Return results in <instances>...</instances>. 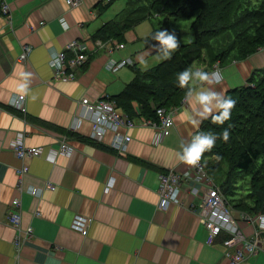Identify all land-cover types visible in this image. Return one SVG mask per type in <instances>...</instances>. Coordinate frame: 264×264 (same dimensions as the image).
Masks as SVG:
<instances>
[{
	"label": "crops",
	"instance_id": "1",
	"mask_svg": "<svg viewBox=\"0 0 264 264\" xmlns=\"http://www.w3.org/2000/svg\"><path fill=\"white\" fill-rule=\"evenodd\" d=\"M7 1L12 25L0 17V264H229L225 234L212 238L205 225V185L184 179L179 201L160 191L162 173L188 169L176 153L206 120L197 127L181 119L185 112L194 114L195 101L180 105L170 133L159 143L158 130L151 126L122 127L119 131L132 137L126 149L113 146L114 130L93 139L89 118L75 126L84 112L83 97H117L134 79L135 66L144 71L161 61H152L162 51L153 39L159 17L136 23L122 42L112 39L124 47L108 50L99 46L98 31L118 19L127 0L120 9L114 8L119 0L107 8L103 6L111 0L77 5L67 0ZM74 40L88 43L91 58L77 79L54 80L52 53ZM26 46L31 51L19 60ZM128 58L132 64L109 68L111 60ZM196 69L218 72L221 84L200 83L216 91L223 88L226 95L264 69V48L244 59L204 60ZM22 84L27 86L23 90ZM20 95L26 97L25 111L12 104ZM130 109L138 113L139 103L131 102ZM18 133L25 134L27 146H44L43 154L19 158L12 149ZM63 142L73 147L71 153H57ZM15 198L21 201V228L7 218ZM232 214L246 234L255 232L240 212ZM78 215L87 223L78 222ZM29 226L33 234L27 237L23 231ZM241 264H264V253Z\"/></svg>",
	"mask_w": 264,
	"mask_h": 264
},
{
	"label": "trees",
	"instance_id": "2",
	"mask_svg": "<svg viewBox=\"0 0 264 264\" xmlns=\"http://www.w3.org/2000/svg\"><path fill=\"white\" fill-rule=\"evenodd\" d=\"M245 1L127 0L128 5L118 19L106 22L98 31L97 35L103 43H111L116 47L120 42H113L112 39L122 42L127 29L142 20L155 17L161 20L157 31L168 30L170 33L171 20L191 21L193 37L188 41L177 38L180 46L173 51L171 58H164L144 71L135 66L134 79L127 83L122 93L112 97L119 109L133 118L157 119V108L177 110L186 100L188 87H194L191 82L184 88L179 86L177 77L180 72L192 69L196 63L204 60L210 64L225 62L230 59L232 51L239 55L236 59H244L264 48V0L257 7L244 10L242 2ZM253 19L257 20V24L251 21ZM90 58L89 50L88 61ZM226 96L236 101L231 118L218 124L210 117L203 122L200 131L217 136L214 147L201 158L214 182L215 177L223 175L225 164H229V170L250 171L258 160L262 158L264 161V69L254 72L246 84L231 89ZM133 101L140 105L138 113L130 109ZM224 129L229 131L227 141L222 138ZM205 157L213 159L206 161ZM258 172L259 175L253 179L251 192L255 197V205L259 206L248 209L254 214L264 207V163ZM228 173L230 175L231 172ZM225 182L227 185L228 181Z\"/></svg>",
	"mask_w": 264,
	"mask_h": 264
},
{
	"label": "built area",
	"instance_id": "3",
	"mask_svg": "<svg viewBox=\"0 0 264 264\" xmlns=\"http://www.w3.org/2000/svg\"><path fill=\"white\" fill-rule=\"evenodd\" d=\"M71 5H77L82 0H67ZM11 4L7 0H0V17L7 19V23L12 25L11 19ZM100 47L105 46L108 50H113L115 47L111 43H103L98 41ZM118 47H124L125 44L119 43ZM90 46L85 41L74 40L66 46V49L54 51L50 59V65L54 70V80L69 81L75 80L78 77V72L84 68V65L89 58ZM31 51L30 46H26L24 51L18 57L19 60H25ZM131 59H122L121 61L111 60L109 68L114 71L122 66L132 64ZM25 95L14 97L12 104L20 108L22 111L26 110ZM185 101V100H184ZM84 112L78 116L76 120L77 128L80 127L83 119L89 118L93 122L92 138L100 140L108 130H114L115 136L113 139V146L118 149H126L132 137L130 134L121 133L119 130L122 127L132 128L138 125H146L154 127L158 130L156 142H161L164 136H167L172 126L174 125V116L176 108H157V119H150L145 117H130L119 109L118 103L115 99L109 96H104L99 99H91L85 96L80 101ZM172 120L169 125L168 121ZM12 149L15 154L22 159H28L43 154L44 146H27L25 143V134L18 133L17 137L12 143ZM73 147L63 142L57 149V153H71ZM28 166H24L23 171L28 170ZM192 179L195 182L202 183L207 188V194L203 201L202 212L204 214V221L212 238L221 234H226L224 238L225 257L229 264H241L249 257L255 256L259 253H264V229H256L252 235H247L237 220L233 217L232 207L229 205L224 193L215 184L211 178L205 162L200 160L197 165H188V169L184 171L170 170L160 175V191L166 197L179 201V194L183 180ZM52 189L55 186L50 185ZM32 194L39 195V191L33 189ZM21 201L15 198L12 201L11 209L8 213V219L12 225L17 228L22 226V214L20 211ZM244 215V214H243ZM254 216V217H251ZM245 216V221L255 223L256 220L261 225V217L264 213L258 215ZM76 220L82 224H86L88 219L78 215ZM27 237L33 234V226H29L23 231ZM20 244V237H16V245Z\"/></svg>",
	"mask_w": 264,
	"mask_h": 264
},
{
	"label": "clouds",
	"instance_id": "4",
	"mask_svg": "<svg viewBox=\"0 0 264 264\" xmlns=\"http://www.w3.org/2000/svg\"><path fill=\"white\" fill-rule=\"evenodd\" d=\"M67 28V25H64ZM153 39L158 41L156 46L163 52V58H171L173 51L180 45L174 32L170 33L168 30H158L155 32ZM142 63L146 64V61ZM178 84L181 88L191 85H197L196 87H188L185 99L195 104L198 107L195 108L194 114L185 112L181 119L189 121L194 126L199 124L204 119L211 117L214 123L223 124L229 120L232 115V109L234 108L236 101L231 97L225 95L224 90L216 91L213 88L205 87L200 82H206L207 85L221 84V76L218 72H207L201 69L193 71L191 68L185 69L180 72L177 77ZM21 89H25L27 86L22 84ZM169 125L172 124V120L168 121ZM224 141L229 139L228 129H224L223 136ZM217 140V136L211 132H199L195 134L191 140L185 144H182V150L176 153L178 159L188 165H197L201 160L203 154L207 151H211ZM219 159V157H217ZM261 228H264V217H261Z\"/></svg>",
	"mask_w": 264,
	"mask_h": 264
},
{
	"label": "rangeland",
	"instance_id": "5",
	"mask_svg": "<svg viewBox=\"0 0 264 264\" xmlns=\"http://www.w3.org/2000/svg\"><path fill=\"white\" fill-rule=\"evenodd\" d=\"M260 2H261V0H246L245 2H242V4H243L242 7L244 10H246L247 8H255V7L260 5ZM124 4H125V0H119L118 2H116L114 8L120 9L121 7H123ZM244 10L241 12L243 13ZM251 21L253 23L257 24L256 19H253ZM190 25H191V21L171 20L169 23V27H170L171 31L175 33L176 37L179 38L180 40H181V38H183L185 41H188L193 37L192 36L193 33L191 31ZM238 32H240V29H238ZM238 56L239 55L236 52L232 51V52H230L229 58L235 59ZM163 59H164L163 58V52L161 51V52L157 53L155 55V57H153L152 61H153V63H155L158 60H163ZM110 62H109V64H110ZM142 65L145 67L146 64L144 63ZM117 70H115V71H117ZM204 159L206 161H209L213 158L205 157ZM263 163H264V161L261 158L260 160H258L255 163V165L253 166V168L250 171H239V170H233L232 168H231V170H229V167H230L229 164H225L224 169H223V171H224L223 175L220 176V178L215 177V179H214L218 182L217 183L215 181L217 185L223 187V188H221V187L220 188H221V190H223L222 192L225 193L226 197L228 198L227 200H228L229 205L232 207V210L240 212V214L242 215L241 218L244 221L246 219L245 216L258 215L260 213H264V212H259V210L264 211L263 210L264 207L259 208V210H257L259 213L257 212V214H254L252 212L250 213L248 211V209L250 210L254 206L255 207L259 206V205H255L254 199H253L255 197H254L253 193L251 192V190H252V186H253V179L256 178L257 175H259L258 171L260 169H262ZM228 172H231L230 175ZM225 180L228 181L227 185H226ZM258 181L259 180H257L256 183H258ZM260 181H262V179ZM251 217H254V216H251ZM252 224H254L256 229H258V230L264 229V228L260 229L261 226L257 220L255 223H252Z\"/></svg>",
	"mask_w": 264,
	"mask_h": 264
},
{
	"label": "bare ground",
	"instance_id": "6",
	"mask_svg": "<svg viewBox=\"0 0 264 264\" xmlns=\"http://www.w3.org/2000/svg\"><path fill=\"white\" fill-rule=\"evenodd\" d=\"M101 40V39H100ZM211 176V175H210ZM223 191V190H222ZM259 228V227H258Z\"/></svg>",
	"mask_w": 264,
	"mask_h": 264
}]
</instances>
